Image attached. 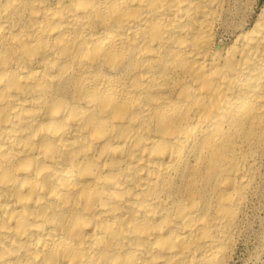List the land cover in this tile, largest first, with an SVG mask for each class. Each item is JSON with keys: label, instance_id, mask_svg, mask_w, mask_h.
<instances>
[{"label": "bare ground", "instance_id": "6f19581e", "mask_svg": "<svg viewBox=\"0 0 264 264\" xmlns=\"http://www.w3.org/2000/svg\"><path fill=\"white\" fill-rule=\"evenodd\" d=\"M231 14L0 0V264L234 262L264 184V4L232 40Z\"/></svg>", "mask_w": 264, "mask_h": 264}, {"label": "rangeland", "instance_id": "374dc122", "mask_svg": "<svg viewBox=\"0 0 264 264\" xmlns=\"http://www.w3.org/2000/svg\"><path fill=\"white\" fill-rule=\"evenodd\" d=\"M263 4L264 0H232L233 14H231V24L233 23L236 26L251 27L256 21ZM233 24L231 25V34L233 33V28L235 27V25L233 26ZM233 37L234 35L232 34L231 40L233 39ZM262 172L264 177V169ZM262 180L263 181L261 183H264V178ZM261 186L264 188V184H261ZM262 187L260 194L261 196L256 198L252 207L253 210L251 209L250 211V225L253 226H249V228L244 231V234L242 235L240 240L241 243L239 242L235 259L232 264H246L247 262V264H252L253 260L255 259L253 255L255 256V254L262 249V245H264V234L262 233L264 231V189ZM257 199H259L261 202ZM254 207H256V210L254 209Z\"/></svg>", "mask_w": 264, "mask_h": 264}]
</instances>
